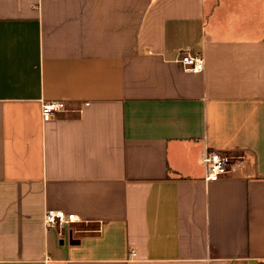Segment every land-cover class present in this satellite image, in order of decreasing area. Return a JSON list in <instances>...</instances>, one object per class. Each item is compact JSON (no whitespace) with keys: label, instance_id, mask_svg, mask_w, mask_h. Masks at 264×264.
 Here are the masks:
<instances>
[{"label":"crops","instance_id":"1","mask_svg":"<svg viewBox=\"0 0 264 264\" xmlns=\"http://www.w3.org/2000/svg\"><path fill=\"white\" fill-rule=\"evenodd\" d=\"M0 264H264V0H0Z\"/></svg>","mask_w":264,"mask_h":264},{"label":"built area","instance_id":"2","mask_svg":"<svg viewBox=\"0 0 264 264\" xmlns=\"http://www.w3.org/2000/svg\"><path fill=\"white\" fill-rule=\"evenodd\" d=\"M176 62L186 71L201 72L204 68V58L189 49H183L178 55ZM65 109L63 101H46L40 106V114L43 121L52 119L56 114ZM201 160L206 167V180H217L221 176L236 169L242 163L240 158H234L222 154L217 150H203ZM81 218L75 213L66 212L62 209L48 208L43 216L46 227L62 228L64 225L80 222ZM135 251L130 250V256Z\"/></svg>","mask_w":264,"mask_h":264}]
</instances>
